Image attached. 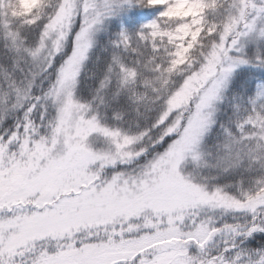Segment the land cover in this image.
I'll return each instance as SVG.
<instances>
[{"label": "snow or ice", "instance_id": "6c2138e0", "mask_svg": "<svg viewBox=\"0 0 264 264\" xmlns=\"http://www.w3.org/2000/svg\"><path fill=\"white\" fill-rule=\"evenodd\" d=\"M0 264H264V0H0Z\"/></svg>", "mask_w": 264, "mask_h": 264}]
</instances>
